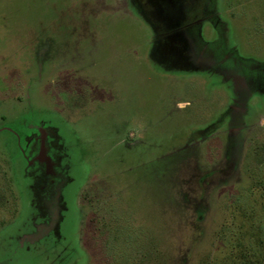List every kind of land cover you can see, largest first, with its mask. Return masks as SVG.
I'll list each match as a JSON object with an SVG mask.
<instances>
[{
    "label": "rangeland",
    "instance_id": "obj_1",
    "mask_svg": "<svg viewBox=\"0 0 264 264\" xmlns=\"http://www.w3.org/2000/svg\"><path fill=\"white\" fill-rule=\"evenodd\" d=\"M0 264H264V0H0Z\"/></svg>",
    "mask_w": 264,
    "mask_h": 264
},
{
    "label": "flooded vegetation",
    "instance_id": "obj_2",
    "mask_svg": "<svg viewBox=\"0 0 264 264\" xmlns=\"http://www.w3.org/2000/svg\"><path fill=\"white\" fill-rule=\"evenodd\" d=\"M207 16H209V15L206 14L205 17H207ZM205 17H202L200 19H195V21L193 22V24H196V25L199 24L198 26L202 25L203 24V21H207Z\"/></svg>",
    "mask_w": 264,
    "mask_h": 264
}]
</instances>
